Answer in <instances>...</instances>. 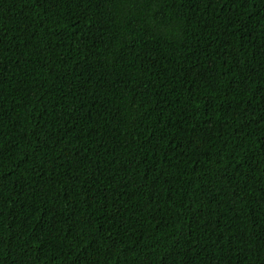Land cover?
I'll use <instances>...</instances> for the list:
<instances>
[{"label": "trees", "instance_id": "obj_1", "mask_svg": "<svg viewBox=\"0 0 264 264\" xmlns=\"http://www.w3.org/2000/svg\"><path fill=\"white\" fill-rule=\"evenodd\" d=\"M0 264H264V0H0Z\"/></svg>", "mask_w": 264, "mask_h": 264}]
</instances>
